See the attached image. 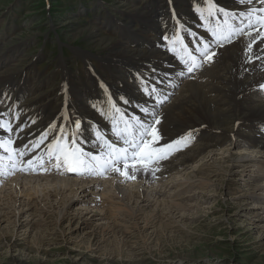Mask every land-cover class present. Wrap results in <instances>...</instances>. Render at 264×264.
<instances>
[{
  "label": "rangeland",
  "instance_id": "obj_1",
  "mask_svg": "<svg viewBox=\"0 0 264 264\" xmlns=\"http://www.w3.org/2000/svg\"><path fill=\"white\" fill-rule=\"evenodd\" d=\"M145 1L146 5L144 11H142L139 6H143V3L140 5L138 3L133 4L132 0H0V58L8 57L9 53L13 52V48L19 50V58L16 64L0 69V75L2 76L0 81L6 84L10 91L13 90L11 84L14 78H19L21 73L33 64L30 72L29 70L25 71V73H30L29 78L33 82L31 84L33 94L30 96L29 102L34 101L35 97H44L50 90L61 91V84L63 85L66 80H64V77L66 78L65 73L69 74L73 83H85L89 86L94 80L92 69L103 76L111 70L110 65L103 64V58L108 56L109 53L117 54V50L122 48H118L116 45L120 38L119 31L125 28L123 27L125 25L120 26V21L122 19L123 23L129 22L122 15L123 13L129 19L139 20L140 24L148 21H153L155 25L158 24L155 19L151 18L152 15L158 17L154 2L156 0ZM165 1L168 2L169 0ZM176 2L179 4V0H176ZM164 8L167 9V6ZM161 32L155 31L154 33ZM137 39L138 37L136 39L129 38L128 41L135 43ZM95 40L98 41L97 46ZM150 43L152 42L150 41ZM62 51L64 54H62ZM82 52H86L88 62L81 58ZM14 56H16L15 53ZM13 58L16 60V57ZM80 59L83 60L82 63ZM143 60L146 62L145 59ZM84 63L85 70L83 68ZM62 64L66 67H62ZM71 68H73L76 75L81 77L77 78ZM167 71H169L167 74L158 77L159 81H165L166 85L167 79L172 78L174 74L171 70H163L160 73H166ZM103 77H106L105 80L110 83V79L106 74ZM239 77L244 84L247 82L246 87L250 86L249 81L242 74H239ZM95 78L98 79V76ZM200 79H202L201 76L195 77L193 81ZM18 81L24 84L20 91L28 93L29 90L25 89L27 75ZM207 81L208 79L197 81V85H205ZM162 85L164 84L162 83ZM161 89L167 92L168 86L161 87ZM93 90L94 88L89 89V95ZM172 93L176 94V91ZM213 93L210 96L218 97L222 94ZM250 94L252 100H243L241 96L235 97L236 103H238L236 107L238 111L233 109L234 107H227V105L225 118L223 116L217 120L220 122H213L212 126L207 123L212 128L208 131L209 133L203 132L204 129L195 131L197 136L199 132L204 135L207 134L205 135L208 136L207 143L214 144L222 140L223 145L218 149L220 150L219 154L217 152H215L216 155L206 153L204 155L206 159L204 158L203 162L202 160L198 162V165L201 162L202 165L206 163L205 167L195 169L193 175L188 176L187 188L191 192H187V196L194 200H188L186 196L183 199V209H178L173 200L180 201L181 197L184 196L182 192L176 189L175 183L180 181L181 178L176 181V176L181 171H183L181 174L190 171L186 167L184 169L182 167L183 170L181 169L177 175L175 174L172 177L175 180L168 182L165 188L147 189L153 197L151 199L150 194H145L143 197L141 205L146 202L143 205L145 213L141 211L140 217L138 215L136 217L129 210L130 216L128 214L126 223L123 222L122 224L116 221L115 225L106 226V230L94 225V218H98L94 214L102 211L103 214L107 215L106 220L117 218L121 212L116 211L115 205L98 211H93L96 208H92L93 210L89 208L90 213L87 214V217L83 216V219L71 222L70 226L65 222L60 227L54 225V215L49 210L40 214L32 208L30 209L32 216L37 212L33 216L34 220L40 216H45L44 226L42 224L37 226V221L32 225L18 222L20 227L13 229L11 237L9 232L1 230L0 264H264V228L256 227L248 221L243 224H240L237 220L233 221V217L236 216L239 210L231 205L235 199L242 198L241 196L244 193L248 201L253 202L250 198L255 196L253 199L259 202L260 197L264 196V193H262L264 192V181H261L264 180V176L257 181L259 188H256L255 191L258 192L259 190V194L256 193L253 196L251 194L252 188H247L252 177L251 173L248 172V176L231 171L232 165L227 167V164L232 162L236 165V170L243 171L244 167L240 165L244 161L237 160L236 157L239 155V150L243 151L244 149H251L250 152H254L255 156L259 155L256 159H253L254 163L251 167L254 169L259 161L260 163L264 162V137H258L253 133V128L258 127L260 123L264 124V100L255 97L253 91ZM142 95H146V92L142 91ZM139 96L141 97V94ZM52 97L53 103L55 102L54 107L59 109L64 94L52 95ZM173 99L174 97L170 101ZM231 101L232 98L228 102ZM140 104L143 105L142 102ZM135 108L139 109L138 106H135ZM160 111L155 109L152 114H155L156 118L159 119ZM239 114H241V117ZM237 117L239 118L236 119ZM161 125L163 123L160 122ZM185 129L186 127L181 132ZM172 130H169L170 133ZM169 137L171 138V135ZM233 137L240 138L241 142H238V139L235 141ZM203 143L195 144L194 147L187 150L188 153L183 154V157L193 155L198 146ZM227 150L229 151L227 152ZM246 150L244 151L247 152ZM231 154L232 158L229 156ZM212 158H216L217 161ZM28 159H31V157H28ZM229 159L231 161H228ZM219 160L222 161V164L218 163ZM253 174L256 175L255 172ZM201 178L208 180H205L207 187L204 185L205 183H202L203 187H200ZM160 199L159 204L157 201ZM162 201L165 203L164 205L161 203ZM263 201L261 200L259 204ZM167 202L170 207H168ZM89 206L91 207V205ZM24 217L22 216L19 220L24 221ZM72 217L70 216V219ZM88 220H93V223L88 225L85 222ZM2 225L5 226L3 227L4 231L8 229L5 224ZM70 230H76L75 232L82 238H90L91 241L78 242L73 235L70 240L68 238L71 236L69 235ZM36 238L41 240L38 241L39 239ZM87 242L90 243L89 246ZM30 247H37L38 250L27 249Z\"/></svg>",
  "mask_w": 264,
  "mask_h": 264
},
{
  "label": "bare ground",
  "instance_id": "obj_2",
  "mask_svg": "<svg viewBox=\"0 0 264 264\" xmlns=\"http://www.w3.org/2000/svg\"><path fill=\"white\" fill-rule=\"evenodd\" d=\"M195 1L197 0H179V4H178L176 0H169L167 2V5L168 7H170V9H172V5L174 4L177 10L180 11L182 15L187 16L190 12L194 10L195 7H193L192 4ZM154 2L156 5V14L158 16L164 17L166 15V10L164 8L165 6H167L166 1L156 0ZM123 27L125 28L122 29V36L116 42L117 47L118 48L122 47V48L119 50L116 49L118 52L115 50L117 54L109 53V55L107 54L108 56L103 58V64H108L111 66V70L105 73L106 76L110 79V83H108L101 76V74L95 69H92L94 80L93 83L90 84L89 86H87L85 83L82 84L73 83V81L69 77V74L65 73L66 78L64 77V80L65 79L66 80L64 84L61 86L63 88L61 91L50 90L49 92H47L45 96L42 95L44 97L41 98L37 97L34 99V101L31 100L30 102L28 101L24 103L23 107L28 112L30 121L34 123L28 126L27 128H25L23 132L19 134L18 139L20 140H16L15 142H13L12 138L5 136L6 134L2 133V130L0 129V144H3L4 141H9L10 142L9 147L11 149H16L18 145H21L25 140H35L34 138L37 134L39 135L38 137H40L45 131H48L52 125H56L57 128H67L70 130L69 134H71L72 131H76V129L72 128V123L78 122L80 125L79 139L81 143L78 144L77 146L80 147L82 151L85 152L86 154H92V155L102 154V151L98 150L97 146L98 144L102 143L105 140L106 136L109 135L108 124L117 123L120 119L124 120V118L127 117L128 114H132V115L137 114L138 116H140L142 120L151 118L150 116L145 117L144 113L136 109L132 101L136 100L139 103L142 102L143 104L142 106L147 108L148 111H151L150 114H152V111H154L155 109L159 111L161 110L159 114V121L163 123V125L160 126L159 124V129L163 131L165 135L167 136L171 135V137H174L178 134H182L183 132L181 131L184 127H186V129H192L194 131L204 129L203 132H208L210 129L212 130L210 126H212L213 122H220L217 120L222 118L223 116L225 118L227 105H228L227 107L231 106L234 107L233 109H236V107L238 106V103H236V99H235L236 96H241V99L243 100L244 99L252 100L250 94L251 93L250 86L246 87L245 84H247V82H245L244 84L239 77V74H242V76L245 79H247L249 83L251 79L256 80L255 74H253L252 76H247L246 67L239 65L241 54L243 52H247L244 43H235L231 46L225 47L223 50L216 53V55L213 57L211 61L213 67L211 69L206 68L204 71H201L197 76V77L199 76L202 77V79L197 81H205L208 79L205 85L203 84L197 85V81H193L194 79L193 78L191 80L185 79L184 81H182L183 84L179 86L180 82L178 81V77H177L179 73L177 68L178 64H176L171 57H164L162 54L165 53H161L160 50H156L154 48V41H156L157 38L154 32L162 31L159 30V24L155 25L153 24V21H148L146 23L140 24V28L138 31L134 29H130L131 27H127V26H123ZM137 37H138L137 42L131 43L133 44L132 50L127 48V46L125 48V44L130 43V41H128L129 38L136 39ZM124 38H125V42H124ZM150 41L152 43H150ZM95 45L96 46L98 45V41L97 43H95ZM257 50L258 47L256 45L253 46V52L256 54L257 57L262 58V55H264V51L260 50L259 52H257ZM80 56L82 59L88 62V56L86 55V52H82ZM261 58L257 59V62L258 64L263 65L264 61H262ZM143 59H145L146 62H150V61L153 62L147 64L144 63ZM144 66H148L150 71H140L138 69L139 67H144ZM130 70L134 74H136V76L134 75L135 78H132V75L129 74ZM153 70L154 73L156 72L160 73L163 70H171L174 72L172 78L167 79V86H168L167 92H169L168 95H170L171 92L176 91V94H173L174 99L170 101V104L168 105L166 111L162 110L161 108L157 109L156 107L159 106L158 104L153 103L151 100H148L146 98L147 94L142 95V92H139L140 90L139 82L144 81L152 84L155 82V80L153 79H155L156 76L153 75L152 73ZM105 74L103 76H105ZM96 76H98V79L95 78ZM0 77L2 76L0 75ZM11 85L13 87V90H11V93L7 92L8 94H12L13 96L17 95L18 97L21 98H26L30 95V93H27L25 96L22 95L23 92H21L20 90L21 87L24 85L23 82L13 80V83ZM154 85L158 87L157 84ZM90 88H94V90L91 92V95H89L90 92H88ZM4 90L10 91L7 88V85L0 81V94L5 92ZM161 90L164 91V89ZM213 92L215 93L218 92L222 94L218 97L210 96V94ZM61 93L64 94V98L59 104V109L58 108L56 109L53 105L52 95L58 96ZM139 94H141V97L139 96ZM121 95L124 96V98L121 97ZM230 98H232V101L228 102ZM119 108L121 109L120 114L117 113V109ZM123 109L131 110L133 113H131L130 111H125ZM59 113H61V121L59 122V124H56L55 118ZM241 114H239V116ZM238 118L239 117H237L236 119ZM1 119H3V117H1L0 120ZM207 123H209L210 126H208ZM168 125H170V127H168ZM234 127L236 126L234 125ZM172 128L174 129L172 130ZM169 130H172L171 133ZM33 133L36 134L30 137ZM253 133L258 135L257 127L253 128ZM52 135H56V134L53 133ZM98 135L103 137V139H98ZM205 135L202 134V132L198 133L197 143L198 142L199 143L204 142V143L198 146V149L194 151L193 155L184 156L182 159H180L181 161L171 162L166 166L167 172H170L169 174L170 178H172L175 174L177 175V173L181 171L182 167L183 169L184 167H186L188 168V170H190L189 172L186 170L187 172H185V174H181L183 172L181 171L179 173L180 175L178 174L179 176L178 175L176 176L177 178L176 181L179 180L180 178L181 179L184 178L183 180L180 179V181L175 183L176 189L184 194V196L181 197L180 201H177V199L173 200L174 204L176 205V207H178V209L179 208L183 209L184 207L183 199L187 196V192H189V189L187 188L188 176L193 175L195 169L203 168V166L206 163H204V165H202L201 163L203 162V159L205 158L204 155L206 153H209V155L210 153L216 155L218 152H220V150L218 149L221 148V145H223L222 140L214 144L207 143L208 136ZM51 139L52 136L50 135L49 140ZM225 140L227 139L225 138ZM53 143H55V141H53ZM39 150H40L39 155L36 153L29 157L42 158L43 159L42 164H49L48 166H46V168L49 169L48 172L50 173L55 172L56 174H60L61 173L60 171L54 170L56 167L55 166L56 161L54 159L53 160L49 159V156L47 155L48 149L45 147L44 144H41ZM244 150L243 151L239 150V155L236 157L237 160L244 161L242 162V165H240L244 167L243 171L241 172L236 170L235 169L236 165L232 164V162L231 163L229 162L227 164V167L232 165L231 171H236V172H240V174L248 175V172L251 173L253 168L251 167L252 163H254L253 159H256V157L259 155L255 156L254 152L252 153L250 152L251 149L246 150L247 152H245ZM228 151L229 150H227V152ZM200 154L202 156H199ZM229 156L231 158L233 157L232 154ZM13 160H16L15 166H19L21 164V167H25L26 170L22 171V173L14 171L15 175H17L18 173L19 176L9 179L10 183L8 184L5 183L6 185L0 187V234L2 233L1 232L2 230L3 232H7V233L9 232L11 237L13 235V229L15 227H20V224L18 225V222H21L22 224H26V225H32L35 223V221H37V226L38 225L41 226V224L43 225V223H45L44 222L45 216L44 217L40 216L36 220H34L33 216L37 212L43 214L44 212L46 213V211L48 210L51 214L54 215L53 218L54 225L55 226L59 225L60 227L65 222L68 223L70 226L71 222H75L81 219L83 216L87 217L88 216L87 214L90 213L89 208L92 209L99 207L103 209L105 207H111L115 205L114 207L116 211L118 213L121 212V214L120 216H117V218H114L112 220H106L107 215L103 214L102 211L92 209L93 211L99 212L98 214H94L97 215L98 217L97 219L94 218V220L96 221V222L94 221L95 223L94 225L98 227H102L103 230L107 228L106 226L115 225L116 221H118V223L120 222L123 224V222H125L126 218L128 217L129 210H131L134 213V215H136V217L137 215L138 217L141 216L140 215L141 211L144 212L143 205L146 202L143 205H141V203L143 202V197L145 196V194H149L148 191L143 190L141 186L139 187V184L137 185L136 181L133 182V184H136L134 187L132 186V184H129L127 186L125 184L128 181L135 180L137 177L141 180L143 179L147 180V171L145 169H141L140 171H138L136 173L135 179H128V180L124 179V177L118 175L115 172H108L107 176H113L109 179V182L111 183L110 185H106V184L102 185L101 182H97V180H99V176H92V177L82 176L78 182L71 178L64 179V176L63 177L34 176L31 177V179H29L27 178L29 174H24V173L27 172L30 169V167L27 165H22L21 162V161H28V157H26L25 160H22L21 157L19 158V160H17L15 154L10 156L9 153L4 152L3 149L0 148V166L9 169L10 167L13 166L12 164ZM201 160L202 162L198 165V162ZM214 160H216V158ZM228 161H231V159H229ZM218 163L222 164V161L219 160ZM42 164L37 162V167H39ZM256 169L259 171V173L256 174L257 177L252 178L253 176L252 177L250 176L251 177L250 184L247 185L248 189L252 188L251 194L253 196L256 193L258 195L260 192L259 190L258 192H256L255 189L259 188V183L257 181L262 176H264V162L260 163L259 161V164L257 165ZM225 171L227 170L225 169ZM31 174L32 173H30V175ZM174 180L175 178L173 179V181ZM205 180L206 179H202V178L200 179V187H203L202 183H205ZM206 184L207 183H205L204 185ZM262 193L261 195H263ZM244 194H242L241 196L242 198H240L239 200L235 199L234 202L231 204L233 208L235 207V209L239 210V212L236 213V216L233 217V221L237 220L240 222V224H243L246 221H248L254 224L256 227L264 228V201L261 204H259L261 200H264V196L260 197L261 200L259 202L253 199L255 196L251 197L250 199L254 202L253 203L251 201H248L246 198L247 196H245ZM232 198L234 199V197ZM188 200L193 201L194 199L188 197ZM160 201L161 199L157 202H159L160 204ZM161 203L163 205L165 204L163 201ZM89 205H91V207ZM168 207L170 206L168 205ZM32 208L35 211H37L33 216L32 214H30V209ZM69 215L73 217L70 219ZM22 216L25 219L24 221L19 220ZM131 218L129 219L132 220ZM92 221L88 220L85 222L89 225L93 223ZM2 224H5L8 227V229L4 231L3 227L5 226ZM82 230H84V228H82ZM75 231L76 230H72V231L70 230L69 235L71 236L68 237L70 240L74 236L75 240L78 242H86L87 240L91 241L90 238H85V237L82 238ZM102 235L105 236L104 234ZM36 239L38 240L39 238ZM40 240L41 239H39L38 241ZM31 248L34 250H38L37 247L36 248L30 247L27 249L31 250ZM75 251L78 252L79 250H75Z\"/></svg>",
  "mask_w": 264,
  "mask_h": 264
},
{
  "label": "snow or ice",
  "instance_id": "obj_3",
  "mask_svg": "<svg viewBox=\"0 0 264 264\" xmlns=\"http://www.w3.org/2000/svg\"><path fill=\"white\" fill-rule=\"evenodd\" d=\"M244 3H259L261 7L259 9L252 7L247 13L231 14V18L235 20L238 16H243L245 20L249 21L245 27L251 29L253 28L251 20L255 16V30L245 32V27H239L233 24L229 26V36H226L223 39H226L231 43L232 35H247L250 42L245 45L248 54L246 62H252L253 44H258L261 41H264V31H260V29L264 28V0H244ZM257 12L261 15L256 16L255 14ZM220 15L221 17H224L229 14L221 11ZM224 23L227 24L228 21L224 20ZM217 41L220 46H223L219 37H217ZM261 50L264 51V49ZM188 55L192 60V64L187 68V71L191 73L194 68L199 67V64L191 53H188ZM199 55L205 57L208 62H211L216 53L214 50H209L208 44H204L203 51H201ZM257 58L260 59L261 57ZM145 91L148 90L145 89ZM155 91L156 89H151L152 93ZM139 107L145 117L151 115V118L142 120L139 116L129 117L131 123L125 121V129L122 131L117 129L116 135L118 139H122V142L127 144L128 147L117 148L105 141V147L110 149L108 155L111 156V159L102 160V154H86L77 146L81 143L79 139L80 125L78 122L72 123V128L76 129V131H72L71 134H69L70 130L67 128H57L56 125H52L51 128L48 131H45L36 141H29V143L32 144L30 151H35L41 146V144H44L48 149L47 155L49 156V159H54L56 161L55 166L57 169L63 168L68 172L77 175L107 178L108 172H115L126 180L135 179L138 171L141 169L151 171L149 166L156 163L159 159H166L168 154L164 146L161 145L158 148L154 147V145L159 143L160 139L157 128L155 127L160 124L159 119L156 118L155 114H150L147 108L143 106ZM3 115L4 114L0 113V116ZM0 127H3L9 132L12 130L10 126L3 125L2 123H0ZM22 131L23 128H19L17 129V133L13 134L15 135ZM53 133L56 135H52ZM50 135L52 136L51 140H49ZM191 137L192 133L189 132L182 138V141H176L175 144H169L167 148L172 149L176 144L187 142ZM98 139H103V137L98 135ZM53 141H55V143H53ZM9 143V141H4L3 144H0V148H2L4 152L9 153L10 156L18 152L19 156L22 158L24 155L28 154L24 151L28 145H24L19 149H11ZM21 162L35 171L34 164L37 162L42 164L43 159L33 158ZM12 164L13 167H15L16 160H13ZM16 170L25 171L26 168L21 167Z\"/></svg>",
  "mask_w": 264,
  "mask_h": 264
}]
</instances>
